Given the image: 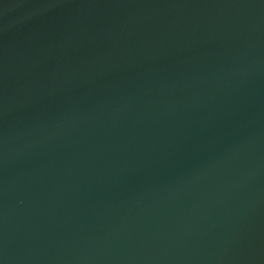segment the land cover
Here are the masks:
<instances>
[{
    "label": "water",
    "instance_id": "1",
    "mask_svg": "<svg viewBox=\"0 0 264 264\" xmlns=\"http://www.w3.org/2000/svg\"><path fill=\"white\" fill-rule=\"evenodd\" d=\"M0 264H264V0H0Z\"/></svg>",
    "mask_w": 264,
    "mask_h": 264
}]
</instances>
